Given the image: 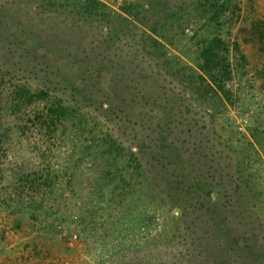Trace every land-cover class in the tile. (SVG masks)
<instances>
[{
  "label": "rangeland",
  "instance_id": "374dc122",
  "mask_svg": "<svg viewBox=\"0 0 264 264\" xmlns=\"http://www.w3.org/2000/svg\"><path fill=\"white\" fill-rule=\"evenodd\" d=\"M253 27L264 0H0V264H183L187 224L208 248L200 264H264ZM216 34L228 98L193 61ZM18 86L61 103L63 123L20 131ZM21 172L40 184L15 188ZM19 196L27 211L5 204Z\"/></svg>",
  "mask_w": 264,
  "mask_h": 264
},
{
  "label": "trees",
  "instance_id": "16d2710c",
  "mask_svg": "<svg viewBox=\"0 0 264 264\" xmlns=\"http://www.w3.org/2000/svg\"><path fill=\"white\" fill-rule=\"evenodd\" d=\"M222 10V4L216 6L213 14L209 17V19L216 18L218 16V11ZM217 19V18H216ZM173 25V23H172ZM217 27L220 26L219 23L215 24ZM215 27V28H217ZM253 32L257 34V39L260 42V48L264 50V28L258 29V27H253ZM263 43V44H262ZM237 46V45H236ZM235 46V47H236ZM228 49L229 46L227 43L220 37L219 34L213 36H200L197 42V46L195 48V57L194 64L199 72L196 73L198 78L201 81L208 80L207 84L211 89H216L222 93V95L228 98L227 93L225 92L224 82L226 79L230 78V65L228 61ZM195 73V72H194ZM198 79V80H199ZM47 93L44 90L39 91H30L29 89L18 86L14 89L11 94V101H14L15 108L10 111L11 116L17 118V116L21 119L20 123L15 126L25 133L26 130H30V127H38L43 130V134H51L55 131L58 126L63 123L66 109L61 103H47L44 102L46 100ZM44 102V103H42ZM106 141V140H105ZM103 143V141H102ZM103 148V147H102ZM116 149L118 147L115 146ZM111 154H115V152L120 151H110ZM101 155L105 153V148L100 151ZM132 155V153H131ZM134 164L133 167H140L139 162L136 158H133ZM130 166V167H131ZM142 166V165H141ZM133 170V169H132ZM130 173V177H132L133 173ZM19 182L15 185V188L23 189L24 186H29L33 184H40L39 181L42 179V176L37 178L36 174L33 172H21L19 177ZM22 181V182H21ZM47 181V178L45 182ZM29 182V184H27ZM44 182V183H45ZM19 201L11 200L9 202H5L7 207L18 208L22 207L27 211L26 206H30V204H24L19 196ZM37 200L34 201V205ZM201 205V202L196 200L195 204ZM214 204V203H212ZM24 215V213H23ZM199 233H196L194 228H191L190 224L184 225L181 228L180 234H177L176 241L181 242L184 241V249L185 253L182 256H185V259L182 260L183 264H200L201 262L206 260V256L208 253V248L203 245V238ZM202 241L199 243V241ZM208 244V243H207ZM208 247L210 245L208 244ZM202 250L205 252L202 253Z\"/></svg>",
  "mask_w": 264,
  "mask_h": 264
}]
</instances>
